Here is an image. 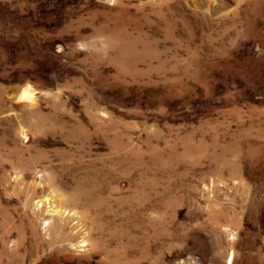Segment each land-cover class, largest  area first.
<instances>
[{"label":"rangeland","instance_id":"obj_1","mask_svg":"<svg viewBox=\"0 0 264 264\" xmlns=\"http://www.w3.org/2000/svg\"><path fill=\"white\" fill-rule=\"evenodd\" d=\"M0 264H264V0H0Z\"/></svg>","mask_w":264,"mask_h":264},{"label":"bare ground","instance_id":"obj_2","mask_svg":"<svg viewBox=\"0 0 264 264\" xmlns=\"http://www.w3.org/2000/svg\"><path fill=\"white\" fill-rule=\"evenodd\" d=\"M162 8V7H161ZM166 15V14H165ZM32 95H33V93H32V91H30V90H28V89H23L21 92H20V94H19V99L20 100H23V101H25V100H30V99H32ZM77 187V186H76ZM80 187V186H79ZM33 188V187H32ZM35 189V188H34ZM83 189V188H82ZM85 189V188H84ZM76 192V191H75ZM84 193V192H83ZM86 193V192H85ZM77 194V193H76ZM75 195V194H74ZM81 196H82V194H81ZM80 197V196H79ZM78 197V198H79ZM83 197V196H82ZM84 197H86V196H84ZM68 197H66L65 198V201H58V202H55L56 203V208H58V209H64V208H69V207H73V206H75L76 207V205H78L77 204V199L74 197L73 199H67ZM79 199H81V198H79ZM84 199V198H83ZM86 205V204H85ZM83 207V206H82ZM66 209V210H67ZM55 212V215L54 216H52L51 217V219L55 222L56 221V223L54 224V226H50L47 230L48 231H50V232H52V230H54V233H55V235H53V237L52 236H50V237H52L51 238V242H50V246H54V248H56V246H57V244L59 243V242H63V241H67V240H71V239H73L74 238V236L70 233V232H68V230H71V229H73L74 228V226L72 225H70L69 223V219H71V216H69L67 213V215H65L64 216V214H63V212H61V210L60 211H54ZM34 223V222H33ZM50 224V223H49ZM49 226V225H48ZM33 227V226H32ZM33 229H36L35 227H33ZM34 231V230H33ZM232 262V261H231Z\"/></svg>","mask_w":264,"mask_h":264}]
</instances>
